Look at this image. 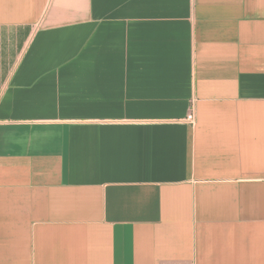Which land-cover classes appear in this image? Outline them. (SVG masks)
<instances>
[{
	"label": "crops",
	"instance_id": "crops-1",
	"mask_svg": "<svg viewBox=\"0 0 264 264\" xmlns=\"http://www.w3.org/2000/svg\"><path fill=\"white\" fill-rule=\"evenodd\" d=\"M0 264H264V0H0Z\"/></svg>",
	"mask_w": 264,
	"mask_h": 264
},
{
	"label": "built area",
	"instance_id": "built-area-1",
	"mask_svg": "<svg viewBox=\"0 0 264 264\" xmlns=\"http://www.w3.org/2000/svg\"><path fill=\"white\" fill-rule=\"evenodd\" d=\"M194 115H193V113L192 112H190L188 115H187V117H186V120L189 122V123H193V121H194Z\"/></svg>",
	"mask_w": 264,
	"mask_h": 264
}]
</instances>
